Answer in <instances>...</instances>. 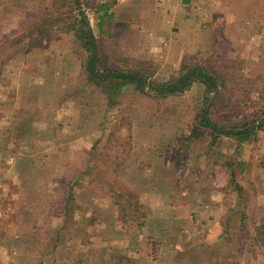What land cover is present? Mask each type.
<instances>
[{"label": "crops", "instance_id": "0c3cea01", "mask_svg": "<svg viewBox=\"0 0 264 264\" xmlns=\"http://www.w3.org/2000/svg\"><path fill=\"white\" fill-rule=\"evenodd\" d=\"M8 1L0 0V19L10 13ZM138 6L144 7L139 3L133 8ZM145 7L144 44L151 58L165 68H178L190 54L206 53L222 26L229 40L240 43L243 50L250 41H264V0H153ZM50 53L32 51L27 59L8 64L0 75V264H256L257 258L249 253L246 262L235 259L234 240L223 236L224 218L228 221L239 211H234L241 203L238 192L230 188L228 195L209 194L207 199L180 192L163 136L156 142L150 130H133L127 156L118 158L121 146L114 153L106 148L109 132L87 131L76 122L70 110L85 99H75V84L79 86L81 78L69 68L55 69ZM244 53L264 58V50L256 56ZM44 59L50 65H41ZM45 85L59 89L65 119H53L48 106L43 114V101H36L34 92ZM101 89L102 101L110 102ZM101 140L102 149L96 152ZM100 153L114 154L112 163L91 160ZM94 163L102 166V186H107L97 196L89 191L84 172ZM253 166L252 175L243 173L248 184L241 188L257 186V204L247 217L263 225L264 166ZM59 184L70 190L76 184L82 187L79 195L69 191L62 209L52 194ZM111 184L123 186L124 194L130 195L126 202L147 215L143 226L124 223L127 212ZM214 184L219 193V183ZM208 199L214 204L212 211L205 205ZM89 222L94 223L92 228ZM237 230L231 228V235Z\"/></svg>", "mask_w": 264, "mask_h": 264}, {"label": "rangeland", "instance_id": "374dc122", "mask_svg": "<svg viewBox=\"0 0 264 264\" xmlns=\"http://www.w3.org/2000/svg\"><path fill=\"white\" fill-rule=\"evenodd\" d=\"M152 1L83 0V9L90 18L98 40L101 59L103 57L115 69L140 72L149 77L154 85L174 79L180 74L183 64H199L217 77V91H207L206 87L197 83L184 93L162 96L150 87H147L146 92H142L137 86L128 85L117 94L113 102L102 101L104 95L100 86L87 79L85 68L89 53L75 33H66L60 28L64 21L73 19L71 0L8 1L10 13L0 19V75L11 62L27 59L26 54L49 50L50 56L55 60V63L51 64L55 69L63 72L69 68L75 72V76L79 75L81 78L79 86L78 83L75 84V99H85L76 101L75 109L70 110L76 122L83 123L82 127L87 131L103 129L109 132L111 138L108 139L106 148L114 153L113 151L121 146L122 152L117 155L118 158L120 155L127 156L124 152L128 151V137L133 130H150L155 133L156 142L157 136H163L166 158L178 172L180 192L206 195L204 199H207L209 194L221 198V193L230 194V188L233 192H238L241 203L234 211H239L231 215L228 221L227 217L224 218L223 236L227 240L230 239L229 242L234 240L235 259L246 262L248 259L245 255L249 253L257 258L256 264H264V224L258 225V222L252 220L249 222L247 217V213L254 210V204H257L254 199V195L255 198L258 197L257 186L249 184L247 190L242 188L241 192L239 191L242 183L248 184L243 173L252 175L254 164L264 166V128L257 131L251 141L245 143L227 136L213 138L208 129L202 130L205 136H191L194 127L200 122L203 109L208 104L212 119L226 128L242 126L254 119H264V58H249L244 53L248 51L255 56L262 54L264 41H250L248 47L243 50L240 43L229 40V36L224 33L226 27L222 26L217 32V40L206 53L188 55L178 68L162 67L161 63L151 58V52L144 44L145 34L142 32V25L145 24L142 18L148 13L145 6ZM139 3L144 7L133 8ZM132 17L138 20H131ZM57 20L62 21L57 23ZM38 30H44L46 33L39 36ZM32 61L37 63L36 59H31L30 62ZM45 61L46 59L41 62L44 67L49 60ZM82 82L89 84L81 86ZM56 90L59 89L45 85L43 89L35 90L34 97L36 101H43V114H46L45 109L48 106L52 109L53 119H65L66 114H62L60 110L65 103L59 101L62 97ZM99 118L102 119V124H97ZM96 144L97 152L99 148L102 149L104 143L101 140ZM250 156L251 159L248 160ZM91 157L96 163H99L101 158L103 164H106L112 163L111 159L115 155L100 153ZM102 171V166L95 163L91 164L89 170L84 171L89 178V191L95 196L102 194V189L107 187L102 186ZM63 172L66 174L69 171ZM215 181L220 185L219 193H215ZM57 187V191L54 190L52 194L58 196L60 209L64 207L69 191H72V195H79L82 188L80 184H76L71 190L69 186L62 184ZM109 188L116 195H121V203L130 219L128 224L135 226L133 220L137 216L133 210L130 211L132 206L126 202L130 200V195L124 194V187L121 188V185L111 184ZM205 201V205L210 206L209 211L215 209L209 199ZM243 212L246 213L244 218ZM93 225L94 223L89 222L88 226L92 228ZM233 227H238V230L231 235L230 229Z\"/></svg>", "mask_w": 264, "mask_h": 264}, {"label": "trees", "instance_id": "16d2710c", "mask_svg": "<svg viewBox=\"0 0 264 264\" xmlns=\"http://www.w3.org/2000/svg\"><path fill=\"white\" fill-rule=\"evenodd\" d=\"M71 5L73 19L66 22L64 21V24L60 26V28L66 33H75L78 40L82 42L83 48L89 53L88 64L85 68L89 80L103 88L109 95L110 101L113 102L117 94L128 85H135L137 89L142 92H146L147 87H150L151 90L162 96L184 93L190 90L196 83L205 85L207 91L218 90L219 82L217 77L209 73L201 65L191 64L190 62L183 64L180 74L174 79L156 85L150 81L149 77H146L140 72L113 68L103 57L101 59L98 40L90 18L86 10L83 9V0H71ZM61 21L62 20H57V23ZM43 31H37L39 36L46 33ZM209 109V104L203 109L200 122L193 129L192 137L205 136L202 130L208 129L213 138L227 136L236 139L240 143H245L251 141L253 135L264 128V119H254L253 121H247V123L242 126L226 128L212 119ZM241 190L242 188L240 187L239 191L241 192ZM131 206L136 210L135 215L137 216V218L133 220V223L137 226H143L147 221V215L133 203ZM129 222L130 219L128 215L124 214V223Z\"/></svg>", "mask_w": 264, "mask_h": 264}]
</instances>
